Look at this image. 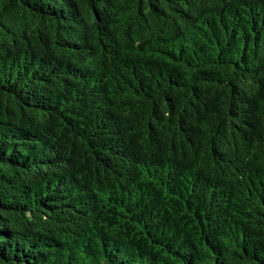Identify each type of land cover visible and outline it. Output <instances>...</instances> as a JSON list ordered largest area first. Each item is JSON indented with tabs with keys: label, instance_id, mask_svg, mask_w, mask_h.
I'll list each match as a JSON object with an SVG mask.
<instances>
[{
	"label": "trees",
	"instance_id": "16d2710c",
	"mask_svg": "<svg viewBox=\"0 0 264 264\" xmlns=\"http://www.w3.org/2000/svg\"><path fill=\"white\" fill-rule=\"evenodd\" d=\"M0 264H264V0H0Z\"/></svg>",
	"mask_w": 264,
	"mask_h": 264
}]
</instances>
